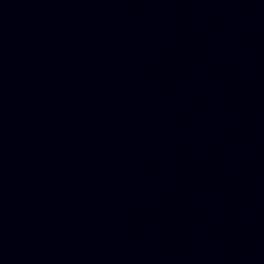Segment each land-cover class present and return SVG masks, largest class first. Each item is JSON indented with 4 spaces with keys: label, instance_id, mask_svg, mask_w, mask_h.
I'll list each match as a JSON object with an SVG mask.
<instances>
[{
    "label": "water",
    "instance_id": "1",
    "mask_svg": "<svg viewBox=\"0 0 264 264\" xmlns=\"http://www.w3.org/2000/svg\"><path fill=\"white\" fill-rule=\"evenodd\" d=\"M0 264H264V0H0Z\"/></svg>",
    "mask_w": 264,
    "mask_h": 264
}]
</instances>
